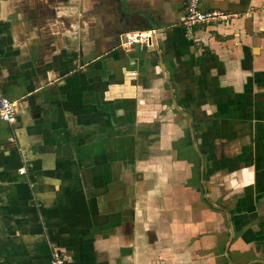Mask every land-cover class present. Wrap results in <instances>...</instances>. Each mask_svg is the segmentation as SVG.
Returning a JSON list of instances; mask_svg holds the SVG:
<instances>
[{
	"label": "crops",
	"instance_id": "1",
	"mask_svg": "<svg viewBox=\"0 0 264 264\" xmlns=\"http://www.w3.org/2000/svg\"><path fill=\"white\" fill-rule=\"evenodd\" d=\"M126 1L0 0V264H264V0Z\"/></svg>",
	"mask_w": 264,
	"mask_h": 264
},
{
	"label": "built area",
	"instance_id": "2",
	"mask_svg": "<svg viewBox=\"0 0 264 264\" xmlns=\"http://www.w3.org/2000/svg\"><path fill=\"white\" fill-rule=\"evenodd\" d=\"M202 0H185L183 6V17L180 20V26L184 28H193L199 25L216 20H226L232 15L217 10H202L200 7ZM154 30H127L121 35L120 45L122 48H130L133 45L152 47L155 40ZM18 119V103L10 100L2 94L0 87V121L12 125ZM24 169H20L22 174ZM49 264H66L63 254L58 247L50 244Z\"/></svg>",
	"mask_w": 264,
	"mask_h": 264
},
{
	"label": "rangeland",
	"instance_id": "3",
	"mask_svg": "<svg viewBox=\"0 0 264 264\" xmlns=\"http://www.w3.org/2000/svg\"><path fill=\"white\" fill-rule=\"evenodd\" d=\"M106 2H108V3H104V10H105V12L109 13V10L112 11V7H111L112 3H110V1H106ZM123 2H124V0H121L120 6L122 8H123ZM125 2H127V1L125 0ZM109 6H110V9H108Z\"/></svg>",
	"mask_w": 264,
	"mask_h": 264
},
{
	"label": "flooded vegetation",
	"instance_id": "4",
	"mask_svg": "<svg viewBox=\"0 0 264 264\" xmlns=\"http://www.w3.org/2000/svg\"><path fill=\"white\" fill-rule=\"evenodd\" d=\"M128 29V28H127ZM125 27H123V29L122 30H127Z\"/></svg>",
	"mask_w": 264,
	"mask_h": 264
},
{
	"label": "water",
	"instance_id": "5",
	"mask_svg": "<svg viewBox=\"0 0 264 264\" xmlns=\"http://www.w3.org/2000/svg\"><path fill=\"white\" fill-rule=\"evenodd\" d=\"M127 30H129V29H127ZM127 30H125V31H127ZM144 49H146V47L144 46Z\"/></svg>",
	"mask_w": 264,
	"mask_h": 264
}]
</instances>
